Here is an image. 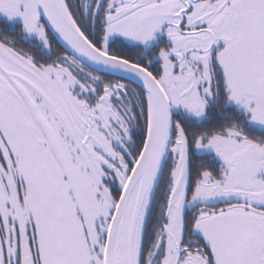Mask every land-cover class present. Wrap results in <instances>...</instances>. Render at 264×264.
<instances>
[{
  "label": "snow or ice",
  "instance_id": "snow-or-ice-1",
  "mask_svg": "<svg viewBox=\"0 0 264 264\" xmlns=\"http://www.w3.org/2000/svg\"><path fill=\"white\" fill-rule=\"evenodd\" d=\"M0 264H264V0H0Z\"/></svg>",
  "mask_w": 264,
  "mask_h": 264
}]
</instances>
